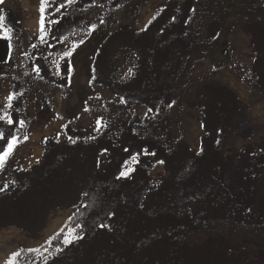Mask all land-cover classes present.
<instances>
[{
  "label": "trees",
  "instance_id": "16d2710c",
  "mask_svg": "<svg viewBox=\"0 0 264 264\" xmlns=\"http://www.w3.org/2000/svg\"><path fill=\"white\" fill-rule=\"evenodd\" d=\"M151 1L53 0L45 19L59 23H51L46 42L38 35L29 38L26 76L12 80L15 98L9 112L15 123L0 121L5 133L0 146H6L9 133L21 136L31 127L29 103L23 98L27 92L51 95L60 86L69 94L70 60L63 61L58 78L48 59L68 50L64 40L84 27L95 5L103 7L95 25L104 42L93 62L91 84L105 86L125 103L152 109V116L130 118L111 137L103 134L104 126L85 130L68 118L67 138L50 139L31 168L18 169L9 159L0 169V230L17 226L36 237L54 210L78 209L53 241L62 251L36 264H264V139L233 148L236 137L249 139L259 129L250 104L216 78L218 68L192 79L205 57L203 46L241 24L251 41L250 80L264 90V18L238 17L261 12L264 0H170L145 30L120 22L121 9L130 6L136 21ZM61 2L65 7L57 13ZM0 16L11 30L8 60L15 59L23 32L7 12ZM124 51L135 60L129 79L118 62ZM173 104L201 110L206 132L201 153L185 139L173 146L167 137H147L156 128V117ZM137 153L130 177L117 179L124 162ZM158 161L164 162L166 174L153 186L151 170ZM102 223L110 229L101 228ZM72 224L82 226L83 239L65 245ZM18 253L22 262L30 256L23 248Z\"/></svg>",
  "mask_w": 264,
  "mask_h": 264
},
{
  "label": "rangeland",
  "instance_id": "374dc122",
  "mask_svg": "<svg viewBox=\"0 0 264 264\" xmlns=\"http://www.w3.org/2000/svg\"><path fill=\"white\" fill-rule=\"evenodd\" d=\"M168 1L170 0L151 1L141 9L136 21L132 19V8L125 7L119 11L120 22L132 24L140 31L145 30L161 15L163 6ZM241 1L244 4H251L261 0ZM52 2L53 0H49L50 6H45L43 14L40 11L41 0H3L0 3V12L2 10L7 12L9 17L20 26L24 35V43L18 47L15 59L8 60L6 54L0 60L2 63L0 66V107L2 109L0 110L6 108L7 97L13 94L12 80L26 76V64L32 47L29 38L37 35L40 37L42 15L45 30L49 33L51 23L45 19V16ZM102 11V6L95 5L89 11L84 27L64 40L68 47L67 51L72 49L74 43L78 44L71 57L54 54L48 59L53 74L58 78L62 77L63 61L70 60L69 94L65 95L62 87L59 86L51 95L31 90L23 96L29 103L28 111L32 117V125L23 135L18 136L21 142L16 145L8 158L14 167L25 170L31 168L41 159L50 139L65 140L67 138L65 122L68 118H75L85 130L99 128L97 121L100 120L105 127L103 134L111 137L116 135L121 126L130 118L152 116L148 107L122 103L121 98L105 86L91 84L93 62L104 38H99L97 26L94 31L90 32V29L92 25H95V21ZM238 17L242 21L251 17L264 18V10L258 13H241ZM47 38L48 35L45 40ZM0 39L8 43L7 40ZM80 40H84V43L79 44ZM203 48L205 57L194 67L193 81H196L202 72L218 68L216 78L232 86L243 100L250 104L252 121L259 127L258 131L249 139H244L242 136L236 137L233 148L242 149L247 142L258 143L264 139V90L254 85L250 80L253 65L250 36L239 24L234 30L227 29L217 43L204 45ZM118 62L125 79L131 78L135 64L134 57L124 51L119 55ZM0 114H3L2 111ZM202 117L203 114L199 109L181 108L178 104H173L156 117V128L148 130L147 137L156 139L167 137L173 146H176L179 140L185 139L197 153H201L202 138L206 133ZM25 135L28 137L27 140H24ZM106 157L107 154L104 153L101 164L105 163ZM136 164L129 161V166L135 167ZM165 174L164 165L157 162L151 170L152 185H156ZM77 212L76 208L54 210L50 214L46 227L36 237L28 235L17 226L1 229L0 264H36L53 256L57 249L61 248L55 246L53 241L60 229ZM77 226L70 225L64 236L73 228L77 234L81 235V227ZM201 238L197 237V240ZM42 245H46V247L31 255L32 250ZM20 248L25 249L27 255H30L26 262H22L21 258L13 255L18 253Z\"/></svg>",
  "mask_w": 264,
  "mask_h": 264
},
{
  "label": "snow or ice",
  "instance_id": "6c2138e0",
  "mask_svg": "<svg viewBox=\"0 0 264 264\" xmlns=\"http://www.w3.org/2000/svg\"><path fill=\"white\" fill-rule=\"evenodd\" d=\"M3 0H0V3H2ZM74 2V0H67V3L68 4H72ZM49 5V0H41V7H40V11L41 13L43 14V12L45 11V6ZM65 7V4L63 2H61L56 8H55V12H60L62 8ZM155 18V17H153ZM175 19V17H173V20ZM49 23H59L58 20H50L48 21ZM151 22V21H150ZM96 28V25H92L91 26V29H90V32L91 31H94ZM89 32V34H90ZM11 30L7 28V26L3 23V17L0 16V38H3L5 40L8 41L9 43V46L11 47V41H12V37H11ZM48 35V32L45 30V27H44V17L43 15L41 16V27H40V39L42 42H46L45 41V38L46 36ZM54 39H58L56 37H54ZM58 42H63V41H58ZM84 43V40H80L79 41V44H82ZM50 47L52 45H49ZM33 47H35V45H33ZM78 47V44H73V47L72 49H70L69 51L65 52L63 55L64 56H67V57H71L73 52L75 51V48ZM57 67H59V65H57ZM37 72H39V68L36 69ZM69 71H71V69L69 68ZM59 74V73H57ZM15 98V94H10L8 97H7V101H8V104L6 105V108L3 109V110H0L2 111L3 114H0V121H4L6 124L8 125H13L15 123V121L12 119V116L10 114V112L8 111V109H11L13 107L12 105V101L13 99ZM121 102H125L123 101V99L121 100ZM175 103V102H173ZM171 107V105H169ZM86 111L88 109H85ZM152 109H149V112H151ZM97 124L100 126V127H103L104 125L102 124V121L98 120L97 121ZM19 126L20 127H23L24 126V121L23 120H20L19 121ZM99 130V128L97 129ZM9 138L7 139V142H6V146H0V169H2L9 156L12 154L14 148L16 147L17 144H19L21 141L19 139L18 136L14 135V134H11L9 133ZM5 138V133H4V130L3 129H0V139H4ZM28 137L25 135L24 136V140H27ZM69 141L70 143H73L75 144L76 143V140L75 139H72L71 137L69 138ZM217 143H219V141H217ZM125 151H127V149H125ZM146 152V150H145ZM199 154V153H198ZM154 155V154H153ZM138 156H139V153L137 154H134L133 156L130 157L131 161L133 163H137L138 162ZM158 163H164L163 161H158ZM134 167L132 166H129V161H125L124 162V165L122 166V169L121 171L119 172L118 176L116 177L117 179H121V178H128L130 177L131 173L134 171ZM5 188L7 187V185L4 186ZM4 189H0V191H3ZM85 195H87V193H85ZM85 207H87V205H85ZM114 215V213H110L109 214V218H111V216ZM101 228H109L110 229V225L108 224H100L99 225ZM77 227H82L80 225H78ZM80 239H83V236L80 235V234H77L76 233V230L73 228L71 229L65 236H64V239H63V243L65 245H69V244H72L73 242L77 241V240H80ZM32 251H39L38 249H35V250H32ZM57 251H62V249H57ZM14 256H19V253H14L13 254Z\"/></svg>",
  "mask_w": 264,
  "mask_h": 264
},
{
  "label": "water",
  "instance_id": "95a60500",
  "mask_svg": "<svg viewBox=\"0 0 264 264\" xmlns=\"http://www.w3.org/2000/svg\"><path fill=\"white\" fill-rule=\"evenodd\" d=\"M9 52V45L6 41L0 39V60L3 58L4 55H8Z\"/></svg>",
  "mask_w": 264,
  "mask_h": 264
},
{
  "label": "crops",
  "instance_id": "0c3cea01",
  "mask_svg": "<svg viewBox=\"0 0 264 264\" xmlns=\"http://www.w3.org/2000/svg\"><path fill=\"white\" fill-rule=\"evenodd\" d=\"M1 13V12H0ZM242 98V97H241ZM243 99V98H242ZM246 101V100H245Z\"/></svg>",
  "mask_w": 264,
  "mask_h": 264
}]
</instances>
